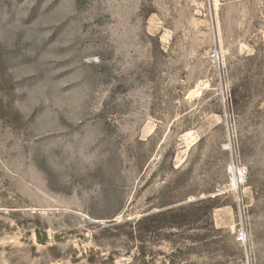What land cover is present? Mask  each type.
Returning a JSON list of instances; mask_svg holds the SVG:
<instances>
[{
  "label": "rangeland",
  "instance_id": "1",
  "mask_svg": "<svg viewBox=\"0 0 264 264\" xmlns=\"http://www.w3.org/2000/svg\"><path fill=\"white\" fill-rule=\"evenodd\" d=\"M248 261L264 0H0V264Z\"/></svg>",
  "mask_w": 264,
  "mask_h": 264
},
{
  "label": "built area",
  "instance_id": "2",
  "mask_svg": "<svg viewBox=\"0 0 264 264\" xmlns=\"http://www.w3.org/2000/svg\"><path fill=\"white\" fill-rule=\"evenodd\" d=\"M210 57L213 61H219V52L217 50H213L210 54ZM228 173L231 176V185L232 189L239 190L243 184L246 183V180L249 176L248 168L243 166L238 161L231 162L230 166L228 167ZM240 204V201H239ZM242 241L245 242L242 238ZM248 264H253V262L248 261Z\"/></svg>",
  "mask_w": 264,
  "mask_h": 264
}]
</instances>
